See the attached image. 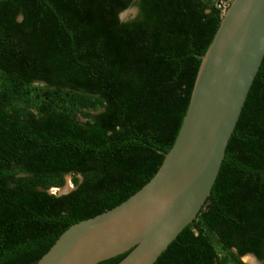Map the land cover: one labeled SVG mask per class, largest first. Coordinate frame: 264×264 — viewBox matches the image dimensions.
I'll list each match as a JSON object with an SVG mask.
<instances>
[{"label": "trees", "instance_id": "obj_1", "mask_svg": "<svg viewBox=\"0 0 264 264\" xmlns=\"http://www.w3.org/2000/svg\"><path fill=\"white\" fill-rule=\"evenodd\" d=\"M221 16L207 0H0V264H35L150 180ZM246 255L264 264V54L209 195L152 264Z\"/></svg>", "mask_w": 264, "mask_h": 264}, {"label": "water", "instance_id": "obj_2", "mask_svg": "<svg viewBox=\"0 0 264 264\" xmlns=\"http://www.w3.org/2000/svg\"><path fill=\"white\" fill-rule=\"evenodd\" d=\"M264 54V0H231L200 57L176 138L155 174L115 207L64 230L35 264H152L209 195Z\"/></svg>", "mask_w": 264, "mask_h": 264}, {"label": "rangeland", "instance_id": "obj_3", "mask_svg": "<svg viewBox=\"0 0 264 264\" xmlns=\"http://www.w3.org/2000/svg\"><path fill=\"white\" fill-rule=\"evenodd\" d=\"M134 12V8L133 7H129L126 11L122 12L120 14V18L124 19V18H130L132 16V13ZM65 184L57 189V191L55 193H65L68 190H70L71 186H70V180H69V176H65ZM242 262H244L245 264H259L258 261H256L252 256L250 255H246L244 257L241 258Z\"/></svg>", "mask_w": 264, "mask_h": 264}, {"label": "built area", "instance_id": "obj_4", "mask_svg": "<svg viewBox=\"0 0 264 264\" xmlns=\"http://www.w3.org/2000/svg\"><path fill=\"white\" fill-rule=\"evenodd\" d=\"M215 5L219 9L220 14L223 15L227 10L231 0H207Z\"/></svg>", "mask_w": 264, "mask_h": 264}, {"label": "clouds", "instance_id": "obj_5", "mask_svg": "<svg viewBox=\"0 0 264 264\" xmlns=\"http://www.w3.org/2000/svg\"><path fill=\"white\" fill-rule=\"evenodd\" d=\"M65 184V183H64ZM70 186H71V188H70V190L72 189V184L70 183ZM61 188V187H60ZM57 189H59V188H50L49 190H48V193L49 194H53V195H59V194H62V193H55L56 191H57ZM69 191V190H68ZM66 193V192H65Z\"/></svg>", "mask_w": 264, "mask_h": 264}]
</instances>
